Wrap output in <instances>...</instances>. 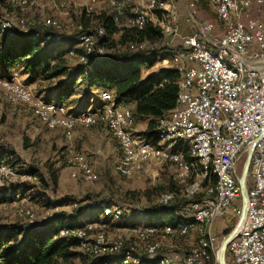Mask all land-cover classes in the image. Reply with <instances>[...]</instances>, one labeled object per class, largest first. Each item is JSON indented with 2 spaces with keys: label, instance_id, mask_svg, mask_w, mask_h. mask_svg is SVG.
<instances>
[{
  "label": "rangeland",
  "instance_id": "374dc122",
  "mask_svg": "<svg viewBox=\"0 0 264 264\" xmlns=\"http://www.w3.org/2000/svg\"><path fill=\"white\" fill-rule=\"evenodd\" d=\"M113 1L114 0H103L101 2L95 3L92 0H88L87 4L84 3L83 5V3H81L75 5L72 0H29V3L26 6L21 7L17 4L9 2L8 0H0L2 29H7L3 22L8 21L11 26H16V30L19 29L20 31H25L26 29H22V26H26L29 22H31L32 27L34 24L37 27L43 28H51L53 25L59 26L60 29L57 31L62 34L77 33L79 30H82L84 26V20H82V16L84 15L85 11H99L100 8H102L111 13H116L113 6L111 5ZM198 1L204 3L208 2L206 0H194L193 3L197 4L199 3ZM138 2L139 4L130 5L131 3L129 0L119 1L120 6H122L124 10V17H120V23L128 24L127 19L131 15L134 13L146 12L148 18L150 19V23L161 29L162 37L157 41V43H172L170 42L172 37V34H170L171 31L166 33L164 28L167 24L175 26V24L185 19L183 14L186 12V0H171V11L154 10L159 5V1L157 0H138ZM208 3H210L215 8L216 4L214 0H210ZM152 4H154V7L151 8ZM49 6H53L52 8L57 10L66 9L65 11H68L71 14V18L68 20H63L53 15L48 11ZM32 12L35 14L32 15ZM205 12H208V14L212 17L211 19L217 22L215 24L221 25L216 20V16L218 17L216 14L217 11L214 13L211 8L206 7ZM202 15L203 17H207L204 13ZM95 18L96 16L92 17L93 20L91 25L95 24ZM178 20L180 21L178 22ZM118 36L119 35H116L115 37L118 38ZM55 41L58 43V38ZM146 42L149 43L148 41ZM82 46L85 45L79 44L78 48ZM52 48L58 52H63L64 60L65 62L67 61V63H65L66 66L68 64L70 68H76L79 61L73 57L76 56L72 53L74 49L68 52L69 48H67L65 44H57ZM166 62H169L172 65L162 64ZM175 62L178 61H176L174 57H162L151 68H145V72H156L162 67H171L175 65ZM22 64L23 62L18 61L16 64H14L16 69L8 70L10 71L8 73L9 76L0 75V79L10 80L12 84L27 86L31 91L35 102L47 104L50 103L62 113L76 115L82 114L86 111H96L95 109L100 108V106L103 104L101 93L105 90L112 93L115 104L121 107L128 106L127 108H131L129 103L127 104L125 102L122 104L118 102L115 92L112 89L101 87L100 89L94 90V92L87 90V85L83 83V79H81L78 83V89L76 93L77 95L72 97V99L64 101V104H56L54 101L57 100V97L54 95L55 88L56 83L62 79L61 76L50 80H43L41 78L31 79L29 76L24 74ZM21 77H24V79ZM85 94H87V96H85ZM99 100L101 103L96 105ZM22 113L25 114L24 117H26V119L22 118ZM34 116L38 118L34 104L14 103L11 101L10 93L4 91L0 87V151L1 146H3V154L8 152L11 154V158L13 160V162L8 161L10 166L7 165L6 161L0 162V164H2L6 170H8L7 172H0V182H4L6 184L4 187L1 186L0 190L5 188L6 190L4 192L5 194H8L9 192L13 191L12 188H22V184H16L17 186H13L15 185L14 183L21 181H29L36 187L35 191L28 193L27 196L23 198L22 194L20 193L14 196L13 200L12 195L5 197L8 201L0 204V225L6 226L12 224H22L26 226V222H29L32 225H38L39 223L34 224L32 222H38L42 219L49 218L54 212L57 211H65L69 213L73 212L74 206L72 204L56 208L49 207L53 205L52 203L54 201L65 197L81 200L83 197H86L87 194H91L99 200L106 199V201H111L114 206H118L122 210L119 221H114L111 218L106 217L104 210L102 214H99V211H95L96 208H93L94 212L93 210L89 211L84 217L86 219L93 220V222H88L93 223V228L108 231V239L106 241L107 244H111L115 241H121L123 247L126 246V248H133L127 249L128 251L146 260L148 257L142 252H144L148 242H150L155 246H159L160 251H164L165 254L171 256L168 257V259L173 264H186L185 257L188 258L189 255L196 253L201 238L208 235V224H196L187 233L189 234L187 237L178 234L174 236H167L162 232L150 237V235L141 236L138 233L142 226L149 225L147 224L148 218L146 212L158 203L161 195L175 189L176 181L174 177L177 166L175 167L176 164L174 162H163L164 160L161 161L154 159L152 162L145 165L148 166L147 170H143L129 178L124 177L120 175L115 169L116 162L122 153L121 147L118 141L117 143L113 144L112 141L110 143L111 149L115 150V153H113L109 160L103 164V161L99 163L101 166L100 169L95 168V166L92 167L94 179L88 181L83 179L82 175L77 169L70 166L67 157V148L72 143L74 144L77 151L84 154L86 150L91 152L95 151L96 153L97 151L104 149L105 141H108L107 138L111 136L107 128L108 120L106 117L104 115L97 116L96 122L94 124L87 125L85 123H78L73 130L66 131L62 128L50 129L41 121L40 123ZM101 121H103L105 124L99 123ZM156 121L158 128V120ZM148 122L149 120L136 119L134 125L132 126V133L140 140L144 139L149 141L142 135V133L148 127ZM68 136H70V138H68ZM157 142L150 143L157 145ZM248 151L249 148L243 153L238 162L240 176L247 158ZM170 162H172L174 165ZM12 163L14 164L13 166L11 165ZM9 167H12L16 174L12 172L13 174L10 175ZM163 168H165L166 171H163ZM31 169L33 172H38L39 177L37 174L25 172V170ZM52 170H59V182L57 186L54 187V185H51V187H48L49 189H47L45 180L50 182L49 177L50 171ZM164 175L167 176L164 177ZM194 178H196V180L199 182L202 181V179L197 178V176H194ZM250 179L251 177L249 171L248 187ZM176 194L180 199L178 196L179 193ZM48 199L50 201H48ZM240 205H242L241 198ZM27 212H30V214ZM240 215L241 213H237L234 217H219L215 220L210 232L212 236L215 235L217 237L220 247L225 238L235 228ZM100 221H104L105 223ZM89 229V226L86 227L80 232V234L86 232ZM78 231L79 230L76 229L74 232ZM196 231H198V233ZM95 233L96 232H91L88 234L91 242L94 240L97 241ZM62 234H64L63 236L70 235L65 232H61V235ZM148 237L150 238L147 239ZM217 239H215L216 245ZM93 245L94 244H89V246ZM85 248L86 247L84 246L81 249L86 253ZM120 254L124 256L123 252ZM173 254L179 258L182 257V261L176 262L177 260H175ZM106 255L107 253L105 256ZM148 260L153 261L151 258ZM57 264H87V259L83 255L80 258H75L68 261H59Z\"/></svg>",
  "mask_w": 264,
  "mask_h": 264
},
{
  "label": "trees",
  "instance_id": "16d2710c",
  "mask_svg": "<svg viewBox=\"0 0 264 264\" xmlns=\"http://www.w3.org/2000/svg\"><path fill=\"white\" fill-rule=\"evenodd\" d=\"M85 16L84 13L82 30L73 34H62L53 27H35L26 31H20L18 28L16 30V27H12L11 31L2 29L0 15V75L9 76L8 70L21 61L24 74L31 79L50 80L61 76L62 79L56 83L55 88L56 104H64V101L72 99L77 93V86L81 79L87 85V90L92 92L101 87L112 89L118 102L128 100L135 103V108L132 110L135 121L136 119L149 120L148 127L142 135L150 142L156 143L160 139L156 120L168 115L176 108L182 69L162 67L151 73L145 72V68H151L162 57H174L181 53L182 43H157L162 37L159 27L148 23L140 29L130 24L117 22L115 12L111 13L107 10L102 12L95 18L93 25H91V19L87 16L86 19ZM94 34L98 36L97 41L93 39V44L89 48H78L82 36ZM116 35H119L118 38L115 37ZM57 38L58 43L55 41ZM57 44H65L69 48L68 52L74 49L73 54L76 56L73 57L79 61L76 68L65 65L67 61L64 60L63 52L52 48ZM4 157L1 150L0 162L5 161ZM25 172L38 175V172H33L32 169ZM59 173V170L50 171V182L45 180L47 189L51 185L54 187L58 185ZM212 180L213 182L217 180L215 172H213ZM14 184L13 186L22 184V188H12L13 191L8 194H5V188L1 189L0 204L8 201L5 198L8 195H12L13 200L18 193L26 197L28 193L36 189L35 185L29 181ZM251 185L252 177L248 188ZM174 190L176 191V186ZM188 203L190 202L178 198L169 205L155 204L146 212L147 224H170L177 227L191 223V209ZM52 204L49 207L56 208L72 204L74 209L72 213L57 211L49 218L32 222L39 223L38 225H32L29 222H26V226L0 225V264H57L59 261H68L83 255L87 259V264H94L96 260L99 261L98 264H122L120 253L93 257L81 249L83 242L80 239L60 234L66 228L93 222L84 218L86 213L92 210L94 212L93 208H96L95 211L102 214L105 207L114 206L111 201L99 200L87 194L81 200L65 197ZM206 249L211 252L209 246H206ZM152 262L143 258L142 263ZM228 262L233 264L229 253Z\"/></svg>",
  "mask_w": 264,
  "mask_h": 264
},
{
  "label": "bare ground",
  "instance_id": "6f19581e",
  "mask_svg": "<svg viewBox=\"0 0 264 264\" xmlns=\"http://www.w3.org/2000/svg\"><path fill=\"white\" fill-rule=\"evenodd\" d=\"M19 6H26L29 0H8ZM93 2H101L103 0H92ZM210 2V0H206ZM243 0H227L226 16L221 17V8H225V0H214L215 8L217 11L218 18L225 22L227 25L226 32L235 30V32H242V24H237L233 21V17H238L242 15V6H240ZM117 13L116 21H120L118 13H124L122 6H120L119 0H114L111 4ZM154 4L151 5V8ZM128 24L133 25L138 28L145 27L150 23V19L146 12L136 13L134 16L127 19ZM7 27L6 30H12L11 24L8 21L3 22ZM35 24L32 27V23L29 22L26 26H22V29L35 28ZM57 31L59 26H51ZM171 25L167 24L164 31L170 32ZM25 30V31H26ZM89 36H82L80 38V45L83 48H89L93 44ZM73 53V51H72ZM181 56L175 57L176 61H180ZM208 60L214 61L216 65L217 76L222 77H232L231 87L234 93V100L237 105H246L247 103V89L249 87L250 70L245 68L243 63L236 61L233 57H229V54H225L221 51H209ZM186 80L187 71H183L182 80L179 83V92L177 97V106L168 115L163 116L158 119V129L160 132V143L153 145L147 140H140L131 131L134 125L135 118L133 117V112L130 109H122L117 104H115L113 95L109 91L102 92L101 96L106 104L98 108L96 111H86L82 114H67L60 112L59 109L55 108L50 103L35 102L31 91L25 85L12 84L10 80L0 79V87L10 93L11 101L14 103H24V104H34L36 108V114L43 124H46L50 129L62 128L66 131H71L75 128L78 123H85L87 125L94 124L96 122V117L101 116L100 111H113L112 119H107V128L109 133L118 140L121 147V156L115 165L116 171L124 177H132L134 174L146 164L152 162L154 159L161 161H172L176 164L177 170L174 178L176 181V191H170L160 196L158 203L162 205H169L171 202L176 200L177 194L179 193L180 199L189 201L190 203L200 202L202 197L210 195V199H217V195L220 192V188L223 185V177H221V164H219L220 151L217 150V140L220 135V126H216L217 114L208 113V119L204 121L201 126V135L203 137V144L199 138H191V136H186V123H179V128L174 127L177 124V118H179V112L185 103L186 91ZM19 87H25L28 89V94L24 90H20ZM40 100V99H39ZM55 109L57 110V115L47 114L45 109ZM63 111V110H62ZM200 115H207V107H200ZM106 117V116H105ZM182 120H189V111H181ZM70 138V136H68ZM127 144L129 146V151L127 150ZM181 144V150H175L174 148ZM178 156V160H173ZM67 157L70 166L77 169L82 175L83 179L91 181L94 179V172L90 161L84 153L76 150L74 144H70L67 148ZM190 161V162H189ZM8 166H10L7 163ZM184 166V170H183ZM10 168V175L13 173L12 167ZM6 168L0 164V172H7ZM13 172V173H12ZM212 172H215L217 180L213 182ZM1 174V173H0ZM31 176V175H30ZM33 176V175H32ZM201 178L202 181L199 182L194 178ZM6 186L4 182H0V187ZM30 214V212H27ZM104 214L106 217L111 218L114 221H119L121 218L122 210L119 207L107 206L104 208ZM216 215V208L212 200H204L201 205V211L198 217H193V222L188 224H181L177 227H173L170 224L164 225H145L138 231L141 236L150 235V237L155 236L162 232L167 236H174L176 234L183 236L184 232L186 234L196 225V224H208L209 231L208 235L201 238L199 247L193 255H189L188 258H197L203 256V264H215L218 259V248L215 243V237L211 235V227L214 224ZM93 223H88L81 225L79 227H69L61 232L68 233L78 239H80L83 244L82 247H86V253L93 257H103L108 253V249H112L113 246L117 247L116 253L119 254L123 252L122 264H143V258L139 257L128 251L126 246L123 247L121 241H115L111 244H107L108 239L107 232L105 230H98L92 227ZM90 227L89 230L83 232L82 234H74L77 229L80 232L86 227ZM181 230V231H180ZM91 232H96L95 237L97 241L91 242L88 234ZM61 234V233H60ZM64 234H62L63 236ZM148 237L147 239H149ZM89 244H94L89 246ZM209 246L211 252L206 249ZM160 251L159 246H155L148 242L144 253L147 255L148 259H153L152 264H173L169 259L167 263L166 256L152 255L155 252ZM115 254V253H114ZM186 264H198L191 262L190 259H186Z\"/></svg>",
  "mask_w": 264,
  "mask_h": 264
},
{
  "label": "built area",
  "instance_id": "2783aa9c",
  "mask_svg": "<svg viewBox=\"0 0 264 264\" xmlns=\"http://www.w3.org/2000/svg\"><path fill=\"white\" fill-rule=\"evenodd\" d=\"M186 3L187 21L193 25L194 32L183 37V51L179 53L181 64L173 65L187 71L185 103L179 112L177 124L173 126L179 128V123H186V136L199 138L203 144L201 126L208 119V113L217 114L216 126H220L217 140V150L220 151L218 163L221 164L223 177V185L217 199H210L208 195L202 197L200 202L188 203L191 217H198L204 200L213 201L216 208L215 220L219 217H234L241 213L238 162L243 153L250 148L251 143L258 140L251 161L252 185L249 188L247 219L230 241L227 251L233 264H264V18L254 17L251 12L254 7L257 14H263L264 0L241 2L244 18L242 32H235L234 29L230 32H221V25H214L212 20L200 19V10L196 4L191 0H186ZM226 7L227 0L225 8H221L223 18L226 16ZM123 14L118 13V16L124 17ZM175 32L173 26L170 34ZM88 38L98 40L95 34ZM209 51L229 54V57L242 62L244 67L250 70L249 87H245L246 105L235 103L231 87L232 77L217 76L215 62L208 60ZM162 64L172 65L169 62ZM19 88L28 94L27 88ZM200 107H207V115H200ZM45 110L47 114L58 116L55 109ZM181 111H189V120H182ZM112 113L113 111L108 110L100 111V115L106 116V119H112ZM127 150L129 151L128 144ZM173 160H178V156ZM74 234L80 236V231ZM188 235L184 232V237ZM213 237L217 239L215 235ZM219 247L217 239L218 254ZM116 251L117 247L113 246L112 249H108L107 255ZM152 255L166 256L167 263L168 257H171L164 251ZM185 259L203 264V256ZM98 263L96 260L94 264ZM215 264H219L218 259Z\"/></svg>",
  "mask_w": 264,
  "mask_h": 264
},
{
  "label": "crops",
  "instance_id": "0c3cea01",
  "mask_svg": "<svg viewBox=\"0 0 264 264\" xmlns=\"http://www.w3.org/2000/svg\"><path fill=\"white\" fill-rule=\"evenodd\" d=\"M74 3H75V5H78V4H81V3H83V5H84V3L85 4H87V2H88V0H72ZM120 1V0H119ZM130 1V5H136V4H139V2H138V0H129ZM157 1H159V5H158V7L156 8V9H154V10H165V11H170V7L172 6L171 4H170V2H171V0H157ZM192 2H194V0H192ZM199 3H197L196 5L198 6V9L200 10V19H203V20H212L211 18V15H209L208 14V12H205V8L207 7H209V8H211V10L214 12V13H216V10H215V8L210 4V3H208V2H206V3H204V2H201V1H198ZM167 4H168V6H167ZM166 6H167V8H166ZM211 6V7H210ZM53 6H49L48 7V11L50 12V13H52L53 15H55V16H57V17H59V18H61V19H63V20H68V19H70L71 18V14L68 12V11H65V10H63V9H60V10H57V9H54V8H52ZM98 7V6H97ZM214 9V10H213ZM153 10V11H154ZM104 11H106V10H104V9H102V8H100V10L99 11H93V12H84L85 14H86V16L87 17H91L90 19H91V22H92V17L93 16H98V15H100L102 12H104ZM211 12V11H210ZM252 16H254V17H260V18H264V13L263 14H257L256 13V11H254V7H253V9H252ZM187 13H188V11H187V7H186V12L183 14V16H184V18L185 19H183L181 22H179L180 20H178V22L179 23H177V24H175V29H176V32H175V34H172L171 36V40H170V42H172V43H175V44H181L182 43V40H183V37L184 36H187V35H189V34H191L192 32H193V25L191 24V23H189L188 21H187ZM205 14V16H207V17H203V15L202 14ZM33 14H35V13H33L32 12V15ZM217 14V13H216ZM216 14H215V16H216ZM214 15V14H213ZM85 16V18L87 19V17ZM83 17V16H82ZM216 20L222 25V30H221V32H226V27H227V25H226V23L225 22H223V21H221L217 16H216ZM213 21V20H212ZM233 21L235 22V23H237V24H242V25H244V18H242V15L241 16H238V17H233ZM214 22V25H218V24H215V23H217L216 21H213ZM171 25V24H170ZM172 26V25H171ZM173 27V26H172ZM166 32V31H165ZM167 33V32H166ZM179 54H177L176 56H178ZM176 56H174V59H175V57ZM177 65H179V64H181V58H180V61L179 62H175ZM175 64V65H176ZM165 67H167V66H165ZM171 67H176V66H171ZM12 69H16L15 67H13ZM185 69H182V76H183V71H184ZM22 79H24V77H21ZM181 80H182V78H181ZM180 80V81H181ZM180 81H179V83H180ZM105 91H107V90H105ZM104 92V91H103ZM110 92V91H109ZM102 94V93H101ZM77 95V94H76ZM75 96V95H74ZM101 99H102V96H101ZM102 101H103V104L101 105V106H103L104 104H106V101H104L103 99H102ZM129 103L130 105H131V108H127V107H121V106H119L120 108H122V109H130V110H134V108H135V103L133 102V101H128V100H126V101H123V102H121L122 104L123 103ZM101 103V101L99 100L98 101V103L96 104V105H98V104H100ZM100 106V107H101ZM98 109V108H97ZM97 109H95V110H97ZM94 110H92V112H93ZM71 113H73V112H71ZM25 116V114H23L22 113V118L23 119H26V117H24ZM39 122H40V120L36 117V116H34ZM41 123V122H40ZM99 123H103V124H105L103 121H101V122H99ZM135 123V122H134ZM99 127H102V126H99ZM132 129V128H131ZM105 130V129H104ZM115 139V140H114ZM86 140H88V139H86ZM107 140L108 141H105V145H104V149H101V150H99V151H97L96 153L98 154H96L95 153V151L94 152H91V151H89V150H86V152H85V154H86V156H87V158H88V160H90V163H92L91 165H92V167H94L95 166V168H97V169H100V162L101 161H103L102 162V164L104 163V162H106L107 160H109V158H110V156H112L113 155V153H115L114 151L115 150H113V149H111V142H112V144L113 143H117V139L116 138H112V135L109 137V138H107ZM158 144L160 143V139L158 140V142H157ZM181 148H182V146H181V144H178L174 149L175 150H181ZM1 150H3V146H1ZM6 153V152H5ZM5 155V161H11V162H13V160H12V158H11V154H9L8 152L6 153V154H4ZM120 156H121V154H120ZM13 157V156H12ZM120 158V157H119ZM119 158H118V160H119ZM11 159V160H10ZM163 162H165V161H163ZM190 162V161H189ZM117 163V162H116ZM170 163H172V162H170ZM13 164V163H12ZM173 164V163H172ZM14 165V164H13ZM174 165V164H173ZM147 167L148 166H144L143 168H141V169H139L134 175H136V174H138V173H140L141 171H143V170H147ZM175 167H176V165H175ZM163 171H166V169L165 168H163ZM165 176H167V175H164V177ZM60 184H61V182H60ZM172 184V183H171ZM32 192V191H31ZM23 198V197H22ZM115 207H118V206H115ZM193 221V220H192ZM99 222V221H98ZM100 222H103L104 223V221H100ZM197 233H198V231H196ZM201 235V234H200ZM199 235V236H200ZM199 238V237H198ZM173 256L175 257V260H177V262H181L182 261V257H178V256H176L175 254H173ZM147 260H148V258H147ZM183 264V263H182Z\"/></svg>",
  "mask_w": 264,
  "mask_h": 264
},
{
  "label": "water",
  "instance_id": "95a60500",
  "mask_svg": "<svg viewBox=\"0 0 264 264\" xmlns=\"http://www.w3.org/2000/svg\"><path fill=\"white\" fill-rule=\"evenodd\" d=\"M257 141L258 140H254L250 145L247 158L244 163L241 176L239 178V185L241 189V199H242L241 215H240V218L235 228L232 230V232L225 238V240L221 244L219 254H218L219 264H229L227 260L228 245L247 219V212H248V206H249L248 175L250 171L253 152H254Z\"/></svg>",
  "mask_w": 264,
  "mask_h": 264
}]
</instances>
